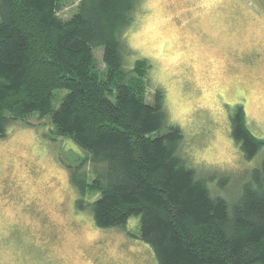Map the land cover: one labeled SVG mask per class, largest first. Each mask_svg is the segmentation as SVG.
Here are the masks:
<instances>
[{
	"label": "trees",
	"instance_id": "trees-1",
	"mask_svg": "<svg viewBox=\"0 0 264 264\" xmlns=\"http://www.w3.org/2000/svg\"><path fill=\"white\" fill-rule=\"evenodd\" d=\"M75 1L68 18L59 16ZM136 1L0 0V138L17 120L47 117L51 139L84 151L66 164L76 210H89L101 228L138 217V237L158 264H264V159L233 200L185 167L163 90L146 101L149 63L136 61L135 75L121 68L119 36ZM230 136L246 160L264 145L241 104L230 113Z\"/></svg>",
	"mask_w": 264,
	"mask_h": 264
},
{
	"label": "rangeland",
	"instance_id": "rangeland-1",
	"mask_svg": "<svg viewBox=\"0 0 264 264\" xmlns=\"http://www.w3.org/2000/svg\"><path fill=\"white\" fill-rule=\"evenodd\" d=\"M141 2L136 1L131 23L124 31L136 23L133 13ZM164 3L170 19L162 35L166 39L175 38L174 47L178 46L181 51L198 53L194 63L200 69L188 87L198 91V98L206 105L202 111L209 119L219 116L220 126L231 137L230 113L235 105L241 104L248 129L260 138L264 134L262 130L248 121L250 107L264 96V0H164ZM76 4L77 1L63 6L59 16L68 18ZM120 53L124 64L125 57L137 54V50L121 41ZM94 54L102 68V49H95ZM142 59L147 60L150 70L152 62L148 57ZM156 87L163 90L167 117L168 88L165 84ZM179 87L183 93L185 85L182 83ZM147 88L146 101L151 103L150 79H147ZM58 92L57 96H61L66 91ZM221 100L227 102V109L220 106ZM14 126L20 139L8 134L0 138V264L17 261L21 264H158L152 248L138 237V217H130L124 228H101L94 224L89 210H76V190L69 182L66 164L76 163L84 156L83 150L68 138L51 139L47 134L50 128L47 117L32 114L24 121L11 123L8 129ZM180 129L183 138L178 152L188 165L191 161L181 154L185 136ZM25 138L34 140L46 167L37 162L40 157L30 159L10 151L18 149ZM263 159L264 145L250 160L238 148L237 158L231 164L193 168L207 179L213 194L233 200L249 170ZM50 170L63 176H52ZM222 177L226 180L220 185ZM57 191L62 200L54 195ZM69 204L71 216L83 214V222L71 221ZM88 223L92 228L87 227ZM69 229L73 230L71 236ZM93 229L99 230L96 238L87 245L82 243L81 233ZM111 249L115 255L110 254Z\"/></svg>",
	"mask_w": 264,
	"mask_h": 264
},
{
	"label": "clouds",
	"instance_id": "clouds-1",
	"mask_svg": "<svg viewBox=\"0 0 264 264\" xmlns=\"http://www.w3.org/2000/svg\"><path fill=\"white\" fill-rule=\"evenodd\" d=\"M133 15L136 18V23L124 31L119 38L132 49L137 50V54L125 57L126 63L122 64L121 68L132 72L136 61L144 57H148L152 62L153 67L147 72L146 78L152 81V90L159 84H165L168 88L165 99V107L168 112L166 123L178 124L183 130L185 140L181 154L191 161L185 167L231 164L237 158V146L233 139L227 135L226 128L220 126V117L214 116L213 119H209L208 115L202 111L206 105L198 98V91L188 87L200 69V65L194 63L198 53L195 50L187 53L181 51L178 46L174 47L175 38L166 39L162 35L166 31L170 19L164 0H142ZM132 74L135 75L134 72ZM182 83L185 85L183 93L179 87ZM110 98L114 100V97ZM220 106L225 109L229 107L223 100H221ZM248 123L260 128L264 133V96L258 98L254 107H250ZM6 132L9 136L20 139L15 126L7 129ZM28 135L31 136L32 133ZM260 138L264 139V134ZM10 151L30 159L40 157L37 162L41 167H46L42 152L38 150L31 138L21 140L19 148H11ZM49 174L63 176L62 173L51 170ZM54 195L58 200L63 199L58 191ZM99 195L100 193L97 192V197ZM69 215L71 221L76 224L85 220L83 214L71 216V204H69ZM87 227L92 228L91 223H88ZM98 231V229H93L81 233V242L86 245L91 243L96 238ZM68 235H73L72 229H69ZM110 254L115 255L114 249L110 250ZM16 264H21V262L17 261Z\"/></svg>",
	"mask_w": 264,
	"mask_h": 264
}]
</instances>
